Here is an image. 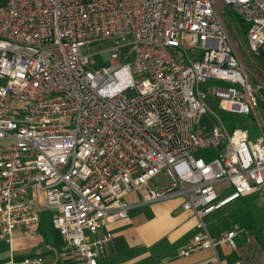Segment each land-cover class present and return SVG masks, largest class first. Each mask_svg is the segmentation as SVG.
I'll use <instances>...</instances> for the list:
<instances>
[{
    "label": "built area",
    "instance_id": "1",
    "mask_svg": "<svg viewBox=\"0 0 264 264\" xmlns=\"http://www.w3.org/2000/svg\"><path fill=\"white\" fill-rule=\"evenodd\" d=\"M221 1L245 25L255 73L240 63L217 0H0V240L11 245L18 228L38 236L50 211L60 256L99 264L111 223L179 197L196 231L177 254L212 249L196 264H222L217 246L235 249L244 229L214 236L205 219L264 192V0ZM105 39L115 43L109 63L92 70L83 49ZM121 46L129 62L118 60ZM208 80L222 84L202 89ZM208 97L251 116L259 134L229 131ZM206 112L218 123L195 127ZM207 148L215 157L194 155ZM162 170L169 181L154 186Z\"/></svg>",
    "mask_w": 264,
    "mask_h": 264
},
{
    "label": "crops",
    "instance_id": "2",
    "mask_svg": "<svg viewBox=\"0 0 264 264\" xmlns=\"http://www.w3.org/2000/svg\"><path fill=\"white\" fill-rule=\"evenodd\" d=\"M181 204L179 197L151 203L149 207L154 214L152 220L145 223L141 221L139 224H134L135 216L132 213L140 205L133 207L127 219L109 225L113 237L98 263L135 264L138 261V264H196L210 259L213 255L212 249L194 251L193 254L200 253L195 257H188L192 253L188 256L177 254V249L191 240L196 231L195 218L192 213L183 210ZM227 206L222 216L228 215L227 218H231L224 220L220 215L221 222L208 227L210 233L217 236L233 223L239 224L244 231L236 237L235 249L229 250L224 245L217 246L222 264H235L236 261L241 264H264V192L236 199L221 209ZM43 213L39 226L44 216L48 226L46 229L39 228L38 236L30 237L25 229L18 228L11 245L0 240V264L10 259L19 264L24 258L37 256L43 259V264H73L67 256H60L62 239L51 227L50 217ZM211 217L212 215L209 222L205 219L207 224H211L218 216ZM165 246L168 248L164 249ZM166 249L169 250L167 254L162 252ZM161 253L168 256L161 258ZM147 258H150L149 262H143Z\"/></svg>",
    "mask_w": 264,
    "mask_h": 264
},
{
    "label": "rangeland",
    "instance_id": "3",
    "mask_svg": "<svg viewBox=\"0 0 264 264\" xmlns=\"http://www.w3.org/2000/svg\"><path fill=\"white\" fill-rule=\"evenodd\" d=\"M218 10L220 14V18L224 23V26L227 30V33L230 37V40L232 42V45L235 49L236 54L238 55V58L240 60V63H242V66L244 67L245 71L247 73H255L257 72V62L255 63V59L250 56L247 45H246V32H245V25L242 24L240 16L237 14V12L232 9L229 6H226L221 0H217ZM115 45L114 41L111 39H105L101 41H97L94 45H87L83 49L84 54L90 55L89 57V63L87 64L90 69L94 70L98 68L100 65L108 64L110 59V48ZM119 58L118 60L122 62H129L131 60V53H130V46H121L119 47ZM249 80H253L252 76L249 77ZM222 84L219 81L216 80H208L205 83L201 84L200 87L202 89H206L208 86H215ZM207 103L209 104V107L211 110H213L214 113L217 114L222 124L229 130L232 131L238 127L247 128L250 132V137L255 138L259 132L257 130V127L255 125V121L251 118V116L238 114V113H232L227 112L224 110H221L217 107L216 100L211 99L210 97L207 98ZM194 125L197 128L200 129H208L211 126H213L216 122L218 123V120L213 117V115L210 112L202 113L197 115L193 119ZM195 156L203 157L205 160H209L216 155V151L213 148H207L199 150L197 153L194 154ZM154 186H162L166 185L169 181L168 174L162 170L160 171L153 179ZM138 197V198H137ZM140 198V195L137 192H132L127 195V199L129 201L138 200ZM154 203V202H153ZM151 203L142 204L138 208L133 209L132 215L135 216L134 224H139L141 221L143 223L150 222L154 216L153 211L150 206ZM228 208L225 207L223 209L220 208V210H216L215 212L211 213L207 217V221L209 222V218L212 215L211 218L217 217L211 224H208V227L215 226L218 223L221 222V219H219L225 209ZM44 215L51 216L50 211H45L43 213ZM43 215V216H44ZM221 215V216H220ZM42 216V217H43ZM228 215H223L221 218L226 219ZM46 216L43 217L41 225L39 226L40 229L47 228L48 223L46 221ZM229 216L227 219H230ZM50 219V218H49ZM233 222H231L232 224ZM162 248V247H161ZM165 248H168V246H165ZM167 254L169 252L168 249L166 251H162ZM193 254V253H192ZM186 255L188 257H195L200 255L199 254H193V255ZM161 258L166 257L168 255L163 256V253H161ZM150 258L144 259L143 262H149ZM154 258H152V261ZM135 264H138V261H135Z\"/></svg>",
    "mask_w": 264,
    "mask_h": 264
},
{
    "label": "water",
    "instance_id": "4",
    "mask_svg": "<svg viewBox=\"0 0 264 264\" xmlns=\"http://www.w3.org/2000/svg\"><path fill=\"white\" fill-rule=\"evenodd\" d=\"M96 42H92V43H90L91 45H94Z\"/></svg>",
    "mask_w": 264,
    "mask_h": 264
}]
</instances>
